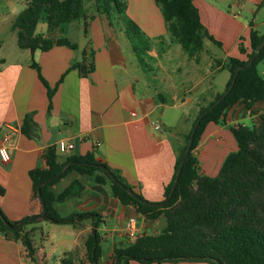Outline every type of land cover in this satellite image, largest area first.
<instances>
[{"label":"crops","instance_id":"obj_1","mask_svg":"<svg viewBox=\"0 0 264 264\" xmlns=\"http://www.w3.org/2000/svg\"><path fill=\"white\" fill-rule=\"evenodd\" d=\"M250 1L255 4L257 0ZM26 3V0H0V137L7 127H15L7 143L10 160L2 162L0 159V188L4 190L0 194V208L4 215L9 220H19L42 213L28 172L46 167L44 151L49 146L56 148L60 139L73 143L74 147L66 153L56 149L57 161L91 151L96 159L118 170L144 199L161 201L165 187L173 179L177 148L182 136L189 131L178 134L170 127L182 118L193 119L203 106L199 102L205 96L214 97L219 93L212 82L205 81L213 73L226 70L222 67L229 57L245 59L250 51L249 18L225 13L222 5L209 0L194 1L201 23L221 44L215 45L223 53L221 58L210 57V74L206 75L199 73L201 66L197 60L193 64L184 62L175 69L162 63L143 68L123 29L111 26L104 14L85 16L83 37L77 34L71 38L67 33L75 21L61 24L55 30L38 24L37 33L43 37H66L76 47L53 45L46 51L31 52L18 46L16 32L12 29L15 16ZM245 5L246 0H232L229 7L244 9ZM250 12L253 15L255 10ZM125 13L149 39L160 37L159 42H164L165 38L173 42V38L167 37L165 20L155 0H125ZM169 47L165 51L162 49L161 54L168 53ZM148 55L156 59L159 52L152 47ZM33 61L38 64L47 85L54 88L50 103L45 85L31 66ZM76 62L84 68H71ZM258 64L257 71L264 79V62L260 69ZM89 67L92 69L84 74ZM132 111L135 112L133 116ZM253 111L263 112L264 101H258L252 110L235 104L221 116L223 124L206 126L194 154L197 167L201 164L199 174L214 176L217 173L224 157L236 148L228 127L253 123L251 119L256 116ZM154 120L160 121L161 128L153 127ZM73 180L79 181L82 188L75 196L56 202L57 213L68 216L93 212L98 216L70 225L50 222L48 230L43 227L46 222L43 217H38V222L27 226V229L34 227L30 232L35 248L33 261L19 240L0 232V264H59L68 254L75 264L79 261L89 264L85 239L94 228L92 221L96 218V229L102 242L107 243L101 249L98 262L113 264L114 250L135 240L123 229L128 218H135L137 236L157 233L159 220L162 227L165 225L164 218L147 220L132 205L123 204L112 194L108 184H98L93 177L74 170L50 188L59 193ZM58 230L62 235L57 236ZM130 264L141 263L130 261ZM148 264L211 263L166 261Z\"/></svg>","mask_w":264,"mask_h":264},{"label":"trees","instance_id":"obj_2","mask_svg":"<svg viewBox=\"0 0 264 264\" xmlns=\"http://www.w3.org/2000/svg\"><path fill=\"white\" fill-rule=\"evenodd\" d=\"M26 7L19 12L12 29L17 35L21 48L46 51L53 45H64L75 49L76 45L66 37L56 39L43 37L37 33V26L43 23L47 30H55L59 25L83 17L86 26L87 9L83 0H26ZM89 1V0H88ZM97 11L104 14L111 26L121 25L132 49L143 68H149L141 54L148 50L149 38L125 13V0H94ZM195 0H155L165 20L166 30L189 58L198 59L203 49V41L214 39L200 21L194 5ZM111 12L117 13L111 17ZM119 22V23H118ZM86 31V28H85ZM138 41L140 43H138ZM264 35H258L250 23V51L245 59L229 57L222 67L229 72L224 90L198 109L188 133L185 144L180 148L172 181L165 187L164 198L150 202L137 193L119 173L105 162L95 158L93 152L81 156H69L63 162L57 161L56 148L49 146L44 151L45 168L29 170L33 191L39 198L43 218L62 225L98 216L93 212H78L60 216L54 208L56 202L64 201L79 193L82 185L73 180L61 192L55 193L51 185L69 171H76L93 177L98 184H108L112 194L123 204L132 205L136 212L147 220H165L164 227L154 234H142L124 247L114 250L113 264H141L152 262L203 261L211 264H264V111L256 113L251 124H237L228 129L236 148L223 159L214 176L199 174L197 160L193 153L203 131L209 123L223 124L221 116L235 104H242L252 110L258 101H264V79L257 71V64L264 62ZM144 45V47H141ZM242 50V49H241ZM148 54V53H146ZM38 78L47 89L49 103L54 88L47 85L36 62ZM72 67L83 69L81 63ZM237 76L231 86L236 68ZM84 70V74L90 71ZM60 81V80H59ZM218 103L213 105L222 95ZM50 105V104H49ZM202 118L193 135L192 128L199 116ZM190 150L185 154L187 144ZM67 166V167H66ZM41 183L39 191L38 185ZM4 190L0 188V194ZM38 216H25L19 220H9L0 208V232L23 245L26 255L34 260L35 248L27 226L38 222ZM85 239V249L89 264H99L101 236L97 231V218ZM60 264H75L72 255H64Z\"/></svg>","mask_w":264,"mask_h":264},{"label":"rangeland","instance_id":"obj_3","mask_svg":"<svg viewBox=\"0 0 264 264\" xmlns=\"http://www.w3.org/2000/svg\"><path fill=\"white\" fill-rule=\"evenodd\" d=\"M209 1H211L212 3L217 4L219 6L222 5L224 7L225 13L229 12L230 14H233V13L238 14L239 18L242 16L249 18V21L252 22L253 28L259 34L264 35V0H257L255 4H253L250 0H246V5H245L244 9H238L236 7L231 9L229 6L232 5V0H209ZM83 6L88 11L87 15L100 14V12L97 11V5H96V2L94 0H89V1L83 0ZM251 9L255 10V13H253V15L250 12ZM116 14L117 13H115V12H111V15H112L111 17H115V19H116V16H115ZM8 18H10V17H8ZM73 21H75L74 27L71 29V31L67 30V33L69 34V36L71 38L75 37L77 34H80V37H83V34H84L83 32L85 31V29H84L85 28V22L83 20V17H80L79 19H76ZM63 24L66 25V23H63ZM118 27H122V26L119 24ZM139 30L143 33V35L145 37H147L140 28H139ZM85 34H86V31H85ZM167 35H169V34H167ZM167 37H170V35ZM125 38H127V40L129 41L126 34H125ZM159 39H160V37H158L157 39H150L148 42V48H146L148 50H144V52L141 54L142 58L147 63V65H154L157 63H162L164 66L167 65L168 67H174V69H175L177 67V65H181L182 63L187 62V61H189V63H191V64L194 63L195 59L189 58L187 56L186 52L181 48V46L174 39L172 40L173 41L172 43L169 42L168 38H167L168 40L165 38L164 42H159L158 41ZM138 43H140V42L138 41ZM141 47H144V45L140 46V48ZM152 47H154V49H156L157 52H159V56L156 57V59H153L150 57V55L146 54V53H148V51ZM168 47H169V52L165 53V54H161V50L163 49V51H165ZM212 56H214L216 58H221L223 56V53L215 44L210 42V40L205 39L203 41V49L199 52L198 59H197V61L199 62V65L201 66V68L199 69L200 74H203V73H205L206 75L210 74V70H209L208 66H209V62L211 60L210 57H212ZM262 63L263 62H260L258 64L259 69L263 66ZM215 64H216V62H215ZM149 75H151V74L149 73ZM210 76H212V77L207 79L205 82L206 83L212 82L214 84V89H216L218 92H222L224 90V87H225V80L227 78H229L228 71L227 70H220V71L213 73ZM186 84L190 85V83H186ZM212 99H213L212 95H210L209 97L205 96L204 100L200 101L199 104L206 106ZM185 110H187V108H185ZM197 113H198V111L196 112V114H194L195 116L193 117V119L190 118L189 121L185 120L184 118L180 119L179 121H176L175 124L171 125V127H170L171 131L179 134V132L189 130L191 127L192 121L196 117ZM255 118H256V116L254 117V119H251V122H254ZM164 126H165V129L167 130L168 124L166 122H165ZM184 144H185V135L182 136L181 143L179 144V147L177 148L178 153H179L180 148ZM196 149H197V147H196ZM196 149L193 151L194 154H196ZM200 165L201 164H199L198 168H199V171L201 172V166ZM161 218H163V217H161ZM44 221H46V222L43 225V227H44V229L48 230L47 225L50 222L47 220H44ZM163 222H164V220H163ZM156 226H157L156 231H159L164 227V225L162 227V223L160 220L156 222ZM58 227H61V225H58ZM59 229H61V228H59ZM61 233L62 232H60L59 230L56 232L57 236L62 235ZM106 244H107L106 242H102V240H101V242H100L101 249H102V247L104 248V245H106ZM51 264H53V262ZM59 264H60V260H59ZM76 264H86V262L79 261V262H76Z\"/></svg>","mask_w":264,"mask_h":264},{"label":"built area","instance_id":"obj_4","mask_svg":"<svg viewBox=\"0 0 264 264\" xmlns=\"http://www.w3.org/2000/svg\"><path fill=\"white\" fill-rule=\"evenodd\" d=\"M131 115H135V112L132 111ZM152 125L155 129L161 128V123L158 120L152 121ZM15 127L10 125L7 127V131L0 137V159L2 162H9L10 160V152L8 148V141L10 140ZM74 147L73 143L67 142L64 139H60L56 144V149L60 153H66L67 151L71 150ZM124 232L126 235L131 238L132 240L136 239L137 237V226L136 220L134 217H130L124 224Z\"/></svg>","mask_w":264,"mask_h":264},{"label":"water","instance_id":"obj_5","mask_svg":"<svg viewBox=\"0 0 264 264\" xmlns=\"http://www.w3.org/2000/svg\"><path fill=\"white\" fill-rule=\"evenodd\" d=\"M263 43H264V41L263 42H261L260 44H259V46H258V48H260L262 45H263ZM238 70H239V67H237L236 68V70H235V72H234V75H233V78H232V82H231V86L233 85V83H234V81H235V78H236V76H237V72H238ZM226 92L227 91H225V93H223V95L213 104V105H211V108H213L214 106H215V104L216 103H218V101L221 99V98H223L224 97V95L226 94ZM202 118V115L201 116H199V118L197 119V121H196V123L194 124V126H193V128H192V131H191V135H193L194 134V132H195V130H196V127L198 126V124H199V121H200V119ZM190 146H191V141L189 140V142H188V144H187V147H186V150H185V154H187L188 152H189V150H190ZM40 186H41V183L38 185V187H37V190L39 191V188H40ZM46 216V212L45 211H42V213L40 214V215H38V217H45Z\"/></svg>","mask_w":264,"mask_h":264}]
</instances>
